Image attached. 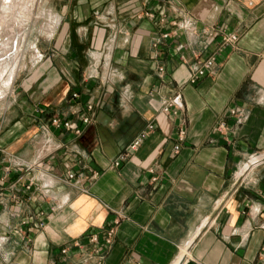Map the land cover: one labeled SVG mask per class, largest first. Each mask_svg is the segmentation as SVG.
I'll list each match as a JSON object with an SVG mask.
<instances>
[{
  "label": "crops",
  "instance_id": "0c3cea01",
  "mask_svg": "<svg viewBox=\"0 0 264 264\" xmlns=\"http://www.w3.org/2000/svg\"><path fill=\"white\" fill-rule=\"evenodd\" d=\"M38 1L45 31L0 98V264H99L88 234L116 220L102 264H173L191 239L182 264H264V162L235 177L264 154V0ZM213 54L191 83L189 64ZM176 92L184 110L164 114ZM89 101L82 135L51 124ZM147 122L156 130L112 167ZM74 240L84 250L62 254Z\"/></svg>",
  "mask_w": 264,
  "mask_h": 264
},
{
  "label": "built area",
  "instance_id": "2783aa9c",
  "mask_svg": "<svg viewBox=\"0 0 264 264\" xmlns=\"http://www.w3.org/2000/svg\"><path fill=\"white\" fill-rule=\"evenodd\" d=\"M216 30L219 32L221 31V43L225 46L231 45L236 46L239 41V35L236 33H226L222 27H217ZM169 33H164L163 38H169ZM36 54L38 53L37 50L34 51ZM216 55L213 54L209 57L205 58H198L196 61L191 62L189 64L190 68V82L196 83L199 79L205 77L206 75L210 74L213 71L214 64L216 61ZM38 59L43 58V54L37 55ZM161 72L163 68L159 69ZM80 97V92L78 90L72 92L69 96V100H77ZM100 106L99 101H89L84 104L82 108L74 109L73 114L76 115V120L73 119H66L61 118L58 115L52 116L50 119L51 124L60 130H67L73 132L76 136H80L83 134L87 126H89L96 117V110ZM184 110V101L183 95L181 92H176L173 96L168 98L163 102L161 107V111L167 115H177L180 114ZM229 113L235 116L238 122H241L246 119V116L243 112L237 108H231ZM216 129L219 131H224L227 129L226 122L224 120L220 121ZM156 130V125L154 122H147L143 128L130 140V142L125 147L124 151L120 152L111 163L112 167H119L123 162H125L129 156L136 152L144 143V141L149 137V135ZM186 135V131L184 128H180L178 132V142L174 145V153L177 154L180 151L181 143L184 141ZM264 162V154L253 152L248 155L247 159H245L235 171V177L237 181H244L248 174L256 168L258 165ZM245 167V172L241 175H238L241 167ZM247 166V167H246ZM78 174L68 171L66 175L60 176L59 179L62 181L72 180ZM154 181L157 178H153ZM118 221H114L111 223L107 228L95 232H91L88 234V240L91 244L95 245V253L100 256L98 261L99 264L103 263L104 254L109 251L113 244L116 235ZM102 233V239L100 240L99 234ZM80 248L84 250L85 244L82 243L80 240H74L70 245L66 246L62 249V254L67 255L69 254L72 248ZM262 251H264V245L262 246Z\"/></svg>",
  "mask_w": 264,
  "mask_h": 264
},
{
  "label": "rangeland",
  "instance_id": "374dc122",
  "mask_svg": "<svg viewBox=\"0 0 264 264\" xmlns=\"http://www.w3.org/2000/svg\"><path fill=\"white\" fill-rule=\"evenodd\" d=\"M14 2L15 5H11L7 9L4 8L2 4L0 5V19L3 18L2 26L0 27V56L2 55V57H4V61L1 62V65L7 62L9 63L11 62V60L8 58V54H5V51L10 50L12 40L14 39L16 40L17 33L24 32L22 37H24V35L26 36L25 40L20 42L19 51L17 54V56L20 57L21 65H22L24 51L28 47H31L33 45V42H29V40L33 39V37H35L39 32L43 33V31H45V29L42 28L44 26V20L38 17L40 14L38 0H14L13 3ZM29 20L30 23L26 27L25 25ZM23 26L26 27V30L25 28H23ZM29 26H31L30 30L27 29ZM29 36L32 37L29 39ZM11 86L12 84L10 85L9 88H7V90H5L6 93L8 92V90H10Z\"/></svg>",
  "mask_w": 264,
  "mask_h": 264
},
{
  "label": "bare ground",
  "instance_id": "6f19581e",
  "mask_svg": "<svg viewBox=\"0 0 264 264\" xmlns=\"http://www.w3.org/2000/svg\"><path fill=\"white\" fill-rule=\"evenodd\" d=\"M13 1L14 0H2V5L4 8L7 9L11 5H15V2L13 3ZM24 15H25V13H24ZM22 16H23V13H22ZM2 21H3V18L0 19V27L2 26ZM23 34H24V32L23 33H21V32L17 33V37L15 36L16 40L15 39L12 40L10 50L5 51V54H8V58L11 60L10 63L7 62V63H4L1 65V62L4 61V57H2V55L0 56V98L5 95V93H6L5 90H7V88L10 87L18 69L20 68L21 60H20V57L17 56V54L19 51L20 42L24 41L25 37H26L25 35H24V37H22ZM1 44H3V43H1ZM244 172H245V167L243 166V167H241L240 171L238 172V175H241ZM191 243H192V239L189 240V242L181 248L180 254L178 255V257L176 258V260L174 261L173 264H182L183 263L185 258L189 255V247H190Z\"/></svg>",
  "mask_w": 264,
  "mask_h": 264
}]
</instances>
